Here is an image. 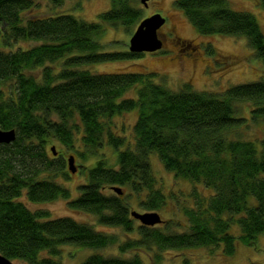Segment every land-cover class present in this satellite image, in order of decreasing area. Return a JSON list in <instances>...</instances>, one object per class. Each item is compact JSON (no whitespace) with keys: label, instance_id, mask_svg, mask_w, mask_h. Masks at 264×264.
I'll return each mask as SVG.
<instances>
[{"label":"trees","instance_id":"trees-1","mask_svg":"<svg viewBox=\"0 0 264 264\" xmlns=\"http://www.w3.org/2000/svg\"><path fill=\"white\" fill-rule=\"evenodd\" d=\"M48 1L50 14L39 15L33 11L36 0H0V128L16 130L13 142L0 144V253L26 264H60L66 245L96 250L118 245V254L94 252L81 264H144L142 252L159 263L164 250L222 243L231 255L237 240L255 243L264 233V137L247 140L233 137V131L248 120L240 114L241 102L251 103L253 121L264 120V76L217 92L189 83L172 90L146 70L93 73L84 66L142 57L145 52L105 50L101 42L108 25L130 33L143 19L142 8L136 0H110L97 21H86L56 13L65 0ZM258 1L264 8V0ZM174 4L199 33L244 38L264 62V31L253 13L232 9L228 0ZM18 41L39 43L8 49ZM209 53H216L210 45ZM131 89L136 95L126 97ZM132 110L137 120L134 142L128 143L112 120ZM77 138L84 152L75 148ZM53 139L75 156L96 158L70 207L97 215L100 225L122 228L124 238L70 216L50 218L20 199L69 198L53 179L66 176L68 165L63 151L53 154ZM105 145L114 149V164L96 157ZM152 155L176 177L210 190L198 199L196 208L203 210L185 209L190 222L185 231L171 230L172 221L165 220L164 228L136 226L126 195L106 194L123 186L142 196L146 211L161 210L166 196L156 187ZM234 225L239 235L231 232ZM181 264L193 263L183 258Z\"/></svg>","mask_w":264,"mask_h":264},{"label":"rangeland","instance_id":"rangeland-1","mask_svg":"<svg viewBox=\"0 0 264 264\" xmlns=\"http://www.w3.org/2000/svg\"><path fill=\"white\" fill-rule=\"evenodd\" d=\"M36 1L39 6H36L33 11L39 15H49L51 9L49 1ZM136 1L143 10V18L157 12L166 17V22L159 31L164 42L163 47L156 52H145L142 57L87 65L84 66V69L93 73H123L146 70L157 73L155 82L163 83L172 90H179L185 83H189L196 90L217 92L225 90L231 85L255 81L264 76V62L255 56L254 51L248 47L244 38L199 33L185 14L175 6V0H149L147 6L141 0ZM110 5V0H65L61 6L55 8V11L59 14H74L86 21H97L98 14L108 10ZM228 5L234 10L253 13L264 31V8L260 6L258 0H228ZM138 24L132 28L130 33H127L128 31L123 26L108 25L106 32L101 37L105 50H128L129 40ZM0 42L2 41L0 40ZM38 43L36 41H18L8 49L19 47L26 49ZM209 45L215 49V54L209 53ZM40 72L41 69H37L34 75L37 76ZM135 95V89H131L125 96ZM238 107L240 114L247 117L248 120L241 128L233 131V137L239 136L247 140L263 138L264 120L260 119L256 122L251 119V103L241 102ZM136 120L137 112L135 110L115 116L112 120L113 130L117 134L124 135L128 143H132L134 142L133 126ZM74 144L80 152L85 151L80 138H77ZM53 145L58 151H63L66 160L71 154L75 156L72 149L62 146L56 139L52 140L49 147ZM101 155H104L110 164L116 162L114 149L109 145H105L96 157ZM95 159L94 156H89L88 159L75 156V165L78 170L73 173L67 165L66 176L60 174L53 178L69 191V198L59 197L49 202H31L25 196L20 199L32 211L44 210L49 212L50 218L70 216L80 222L90 223L98 230L121 234L124 238L122 228L100 225L97 215L75 210L69 205L70 200L80 196L81 188L87 183L86 170L92 166ZM151 163L157 180L156 187L161 188L166 196L165 204L157 212L163 220L172 221L171 230L185 231L190 224L185 209L194 207L196 210H203L204 208H196L198 199L208 196L210 190L202 184L176 177L173 172L165 168L157 155L151 156ZM120 187L123 193H117V195H126L131 211L146 212L139 204L142 196H138L129 188ZM106 194L111 196L116 192L108 189ZM134 221L136 226L141 223L136 218ZM164 225L165 223L161 222L156 226L164 228ZM231 232L239 235L240 228L234 225ZM235 246V252L231 255L225 252L226 249L222 243L164 250L160 251L162 260L159 263H155L144 252H142V256L144 264H181L183 258H189L193 264H264V233L260 234L255 243L251 245L237 240ZM94 252L109 256L118 254L119 250L118 245L100 250L66 245L62 248L60 264H81L88 255ZM13 262L14 264H26L20 260H13Z\"/></svg>","mask_w":264,"mask_h":264},{"label":"water","instance_id":"water-1","mask_svg":"<svg viewBox=\"0 0 264 264\" xmlns=\"http://www.w3.org/2000/svg\"><path fill=\"white\" fill-rule=\"evenodd\" d=\"M149 0H141L147 6ZM166 22V17L157 12L150 16L143 18L129 40V50L131 52H156L160 50L163 45V39L160 37V29ZM16 139V130H4L0 128V144H9ZM51 150L54 155H57L56 147L53 145ZM68 167L71 172H76L78 167L75 165V156L71 154L68 157ZM115 192L122 194V189L119 186L112 187ZM132 216L143 225H157L163 221L161 215L156 211H146L143 213L132 211ZM0 264H14V262L0 253Z\"/></svg>","mask_w":264,"mask_h":264},{"label":"flooded vegetation","instance_id":"flooded-vegetation-1","mask_svg":"<svg viewBox=\"0 0 264 264\" xmlns=\"http://www.w3.org/2000/svg\"><path fill=\"white\" fill-rule=\"evenodd\" d=\"M181 54V53H180Z\"/></svg>","mask_w":264,"mask_h":264}]
</instances>
